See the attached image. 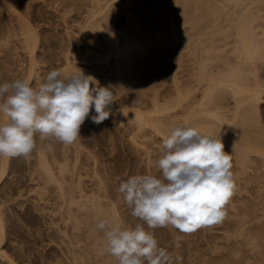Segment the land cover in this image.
Listing matches in <instances>:
<instances>
[{
	"label": "rangeland",
	"instance_id": "rangeland-1",
	"mask_svg": "<svg viewBox=\"0 0 264 264\" xmlns=\"http://www.w3.org/2000/svg\"><path fill=\"white\" fill-rule=\"evenodd\" d=\"M10 1L14 11L0 0V85L26 80L31 61L35 60L37 70L30 86L38 87L52 70L70 69L72 72L65 77L81 70L93 76L100 86L109 87L114 103L109 106L112 114L100 124L91 120L96 115L93 108L73 144L65 146L54 137L41 140L37 133L36 146L27 158H9L0 184V217L3 216L6 235L2 248L10 261L0 257V264H119L118 258L108 251L104 230L96 226L100 219L108 221L109 228L142 225L154 234L158 246L170 254L173 264H264V161L260 157H254L253 167L246 173L232 167L236 188L225 205L227 215L223 221L189 234L180 233L171 225L149 229L144 221L132 215V208L118 191L120 183L133 175L151 174L160 178L156 161L161 155L163 137L151 128L137 132L132 120L112 111L152 112L156 101L158 105H166L173 97L175 80L183 91L193 89L202 56L216 62L215 72L235 66L236 56L230 55L235 28L226 21L217 22L223 16V20L231 17L232 5L226 8L220 2L214 3L218 6L217 12L213 10L214 16H210L212 11L204 16L206 0L205 4L201 0L203 5L198 2L191 6L193 17L195 8L199 17L204 13L203 18L195 16L197 21L206 23L204 18L207 19V25L203 24L210 34L207 32L205 39L189 29L190 21L180 16L183 0L181 3L179 0ZM252 6L257 10L256 16L252 10L250 18L260 17L258 23L262 26L257 30L264 32V0H255ZM223 8L224 13L218 12ZM217 13L223 15L219 17ZM195 18L193 21L197 23ZM20 20L27 21L39 37L34 56L30 50L35 34L25 38L10 33L20 26ZM213 22L221 26L218 24L216 28ZM262 97L253 117L256 136L259 131L260 136L264 133V93ZM228 101L225 103L232 108L233 101ZM226 153L230 154L228 150ZM42 162L51 167L56 181L48 180L50 174L43 171ZM62 167L67 168L64 174ZM101 180L106 183L102 185L106 190H99ZM75 183L79 185L76 187ZM104 192L107 198L101 197ZM80 193L85 197L79 198ZM70 197L76 201L71 203ZM112 203L116 204L119 214L116 216L120 217L116 218L120 220L116 226H112L116 221V216L111 218ZM99 205L108 209H104L106 216L99 215L101 211L96 210Z\"/></svg>",
	"mask_w": 264,
	"mask_h": 264
},
{
	"label": "clouds",
	"instance_id": "clouds-1",
	"mask_svg": "<svg viewBox=\"0 0 264 264\" xmlns=\"http://www.w3.org/2000/svg\"><path fill=\"white\" fill-rule=\"evenodd\" d=\"M0 100V157L8 158H27L36 146L37 133L41 140L54 137L65 146L73 144L90 111L94 108L91 120L100 124L110 117L109 106L114 103L110 88L81 70L67 77L52 70L38 87L27 80L5 82L0 85ZM156 165L160 178L133 175L119 185L134 217L149 229L171 225L185 234L223 221L236 185L232 156L224 151L221 138L176 125L162 139ZM107 225L100 219L96 226L104 230L108 251L119 264H173L170 254L142 225L123 230Z\"/></svg>",
	"mask_w": 264,
	"mask_h": 264
},
{
	"label": "bare ground",
	"instance_id": "bare-ground-1",
	"mask_svg": "<svg viewBox=\"0 0 264 264\" xmlns=\"http://www.w3.org/2000/svg\"><path fill=\"white\" fill-rule=\"evenodd\" d=\"M4 1L10 7L9 9L14 11L12 9L11 1L10 0H4ZM183 1H182V4L184 3L183 6L180 5L182 7V9H181V7L180 8L178 7L179 9L182 10L181 11L182 14H180V16L182 15L181 17L184 16L186 18V21L187 20L190 21V22H188V25L190 24L189 26H191V28H189V29H191L192 31L195 30L200 38L204 37L205 39H207L205 37V35L208 31L206 32L205 31L206 29H204L205 28L204 24L207 25V21H206L207 19L204 18L206 23H204V21H202V20L197 21L198 18H195L196 15L198 16V14H196L197 13L196 8L194 10L195 11L194 17L192 15V13L194 14V12H193V10L191 11V9H192L191 6H194V4L198 5V2L201 3V0H199L197 2L196 1L194 2V0H183ZM206 1H207V4H205V2L202 0V3L204 2V4H205L204 6L206 7L205 14L202 13V14H204V16L208 15L210 13V11L213 12V13L211 12L212 14L210 13V16L214 14V11H216V9H218L216 2H220V4L221 3L224 4L223 7H226V8L228 6H231V5L233 7V9H232L233 11H232V14H230L231 15L230 18L225 17V19L223 20L222 19V18H224V16H223L219 20L217 19L218 20L217 22L221 21L220 23L222 24L224 21H226V22H228L229 26L231 24L235 28L234 33L232 34L233 36H231L229 34L231 37H233V40L231 42V44L233 46V47H231V49L233 48V53L230 50L231 51L230 55L236 56L237 64L235 66H232L229 70H228V68H226L227 70L222 69L223 71L220 69V71L218 72V70H217L216 71L217 73H216L215 72L216 68L213 64L216 62L211 63V61L208 59V57L206 59H204L205 56H202V55H205V54H202L201 55L202 60L199 59L201 62L199 63V66H197L196 77H195V74L193 75L195 77L194 79L196 82V86L195 87L193 86V89L191 88L190 90L187 89L186 91H183V89H181V86L179 87V85H176L178 82H177V80H175L174 82L175 83L177 82V83L176 84L174 83V89H173L172 93L175 90H176V92H175V94L171 93V95H173V97H170L171 99L169 98L170 100L167 101L168 103H165L166 105H160V104L158 105V104H156L157 103V101H156V103H155L156 107L154 106L155 110L152 112L150 111L149 113H143L139 110L138 111H136V110L135 111L134 110H127V111L123 110L122 112L113 110L112 112L116 113L119 116H121V114H122L125 117L132 120L135 123V125L137 126L136 127L134 125V127H136L137 130L139 129L142 132V129L144 130L145 128H151L152 131L155 132V134L161 135L163 138L166 137L167 135H169L171 130L176 125H181V124L196 127L204 134H208V135L214 136L216 138H221L223 145H224V149H226V151L228 150V152L232 156V159H233L232 162L235 164L233 166H237L239 169V170L238 169L237 170L239 172L242 173V171H243L244 173H246L250 169L252 163L255 162L254 157L255 158L260 157L259 160L262 159L264 161V137H263L264 133H262L263 136L262 135L260 136V133H259L260 131H259L257 134L259 136H256V133L253 131L254 127L256 126V124L254 123L256 121H253V120H255L253 117L256 116V114L258 113V106H259L260 101H262L261 99L263 98L262 96L264 93V39L263 38H262L263 40L261 39V36L264 34V32L261 31L262 34L259 32L261 30V26H262V25H260V23H258L259 22L258 18H260V17L257 16L256 18L252 19V17H253L252 16L250 18L251 14H252V10H254L253 14H255L256 10H257L256 7L253 9V6H252V4L255 3V0H206ZM167 2H168V3H166L167 5L169 3L171 5V3H172L171 1L170 2L167 1ZM179 3H181L180 0H179ZM214 3H216V4H214ZM201 4H199V6ZM167 5H166V7H167ZM172 6H173V4H172ZM175 6H176V4L174 3L173 8H175ZM167 8H166V10H167ZM170 8H171V6H170ZM173 8H171V9H173ZM176 9H177V7H176ZM202 9H204V8H202ZM197 10H200V12L198 11L199 15H200L201 14L200 7ZM172 11H174V10H172ZM224 11H225V9L223 8V11L221 9L218 12L224 13ZM203 12H204V10H203ZM178 13H177V15H179ZM223 13L221 15H223ZM202 14L200 15V17L199 16L198 17L203 18ZM177 15H175V16H177ZM221 15L219 16V14H218L219 17H221ZM255 16H256V14H255ZM184 17H183V19H184ZM194 18L197 21V23L195 21H193ZM207 18H208V20L211 19L210 17H207ZM213 19H215V18H213ZM178 20H180V19H178ZM213 21H216V19ZM26 22H24V20H20V26L18 28H13L12 29L13 31L11 30L12 32H10V33H12L14 36L16 34L17 36H24L25 38H26V36H28V34H32V35L35 34L34 44H31V45H33V47H32V50H30V51H32V56H34L36 49H37V46H38V43H39V37L37 36L34 29L32 27H30L31 25L29 26ZM183 22L185 23L184 20H183ZM193 22L195 23L194 25L192 24ZM226 22L224 24H226ZM220 23H217L215 25L213 22L212 24H214L215 27L216 26L218 27V24H219V26H221ZM184 25H186V24H184ZM209 26H211V25H209ZM225 27H226V25H225ZM258 28H259V31L257 30ZM262 30H263V27H262ZM209 31H210V28H209ZM198 35H196V36H198ZM207 37H209V36H207ZM227 37L228 36H226V38ZM191 38H192V36H191ZM228 43H229V41H228ZM203 51H205V48H204V50H202V53H203ZM232 58H235V57H232ZM227 59L224 60V63L227 62ZM213 61H214V59H213ZM230 61H228V62H230ZM34 62H35V60L31 61L30 67L28 68L29 71H27L28 75L26 76L27 77L26 80L29 83L33 80V78L36 75L35 74L36 68L34 66V64H35ZM224 63H222V64H224ZM235 63H236V60H235ZM220 66H222V65H220ZM69 72H72V71H70V69H66L62 73H63V75H65L66 73L68 74ZM192 85H195V84H192ZM175 87H176V89H175ZM196 94H198L200 96L198 97ZM228 100L233 101L234 105L232 108L230 107V105H229L230 102ZM225 102L226 103L229 102V103L226 104ZM2 121H3V117H0V122H2ZM133 122H131V123H133ZM253 125H255V126L253 127ZM136 128H134L132 130H135ZM139 130L137 132L141 133ZM79 142L80 141H78V146H79V147H77L78 150H79L80 144H81V143L79 144ZM75 150H77V149H75ZM78 150H77V152H78ZM81 150H82V148H81ZM79 152H81V151L79 150ZM77 156H79V155H77ZM42 158H44V157H42ZM1 159L2 160H1V164H0V184H2V181L5 178V175H6V172L8 169V165H9V160H10L8 157H2ZM42 161H45V159H43ZM41 165H42L43 171H45L46 174H50V175H48V177H50V178L49 179L47 178V179L50 181H52V180L56 181L57 176L55 175L54 172H52L53 170L51 171V169H50L51 167L49 168V166L46 165L45 162H42ZM95 165L96 164H94V168H95ZM262 166H264V164ZM97 167H99L98 164H97ZM252 167H253V165H252ZM61 170H62L61 172H63V174L67 172L66 171L67 168H66V170H64V168L62 167ZM64 171H66V172H64ZM94 171H95V169H94ZM97 180H99V179H97ZM80 181L81 180L79 179V182ZM253 181H254V179H253ZM76 183H75V185H76ZM103 183L104 182L102 180H101V182H99V184L102 187V188L100 187L99 190L103 191V189H105V188H103V186H104ZM97 184H96V186H97ZM104 184L106 186V183H104ZM78 185H79V183H78ZM78 185H76V187ZM72 192L74 193V191H72ZM81 192H82V190H81ZM100 193H101V191H100ZM101 194H103V192ZM81 195H82L81 193L78 195V196H80L79 198L82 199L83 196L85 197L84 194L82 197H81ZM105 195H106V192H104V197H103V195L101 197L107 198V197H105ZM70 196H71V194H70ZM72 196H74V195L72 194ZM99 197L97 196V198H99ZM81 199H79V202H78L79 204H81L80 203ZM90 199L93 200V197L90 198V196H89V200ZM74 200L76 201L75 197H73V200L71 198V201H72L71 203H73ZM85 200H87V199H85ZM89 200H87V201H89ZM82 206H81V208H83ZM115 206H116V204L115 205L113 204V207L111 205V208H113V209H111V208L110 209L114 213V214L112 213L113 215L111 214L112 215L111 218H114V216L119 215L118 212L116 213V211H118V209ZM103 207L101 209V205H99L100 209L98 208L96 210L101 211L100 212L101 214L98 212L99 215L106 216L108 209L103 208ZM86 208H87V206L85 207V209ZM79 209H80V207H79ZM104 209H107V211ZM96 213H97V211H96ZM105 213H106V215H104ZM0 215H1V213H0ZM97 217H99V216H97ZM2 218H3V216H2ZM2 218L0 217V257L2 259L4 258L5 260L7 259V261L9 262L10 261L8 258L9 256L5 253L6 251L5 252L3 251V248H2V245L4 244L5 237H6L5 232H4V225H3L4 221L2 220ZM116 218L120 219L119 216H116L115 219ZM116 223H120V220H117V219H116V221L114 220L112 226H114V224L116 226L117 225ZM116 227H118V226H116ZM120 228H121V226H120ZM121 229H123V228H121Z\"/></svg>",
	"mask_w": 264,
	"mask_h": 264
}]
</instances>
